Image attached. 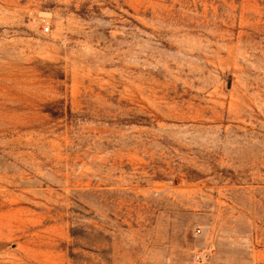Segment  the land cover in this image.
<instances>
[{"label": "rangeland", "instance_id": "rangeland-1", "mask_svg": "<svg viewBox=\"0 0 264 264\" xmlns=\"http://www.w3.org/2000/svg\"><path fill=\"white\" fill-rule=\"evenodd\" d=\"M0 264H264V0H0Z\"/></svg>", "mask_w": 264, "mask_h": 264}, {"label": "built area", "instance_id": "built-area-1", "mask_svg": "<svg viewBox=\"0 0 264 264\" xmlns=\"http://www.w3.org/2000/svg\"><path fill=\"white\" fill-rule=\"evenodd\" d=\"M46 30H49V27H47ZM199 257H200V256H198V258H199Z\"/></svg>", "mask_w": 264, "mask_h": 264}]
</instances>
